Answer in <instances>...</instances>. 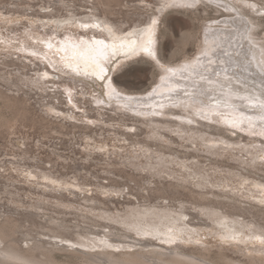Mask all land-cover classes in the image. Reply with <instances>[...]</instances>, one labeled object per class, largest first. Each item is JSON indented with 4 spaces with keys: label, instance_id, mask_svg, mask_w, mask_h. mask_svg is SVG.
<instances>
[{
    "label": "rangeland",
    "instance_id": "374dc122",
    "mask_svg": "<svg viewBox=\"0 0 264 264\" xmlns=\"http://www.w3.org/2000/svg\"><path fill=\"white\" fill-rule=\"evenodd\" d=\"M258 1L256 9L251 8L253 12L247 8L250 14L263 10L264 0ZM94 2L0 0V90L21 96L31 105L35 116L44 115L50 123H55L57 131L60 130L46 133L30 123H19L16 134L0 135V224L6 216L12 215L24 226L17 233L22 239L29 230L27 217L30 214L41 215L36 218L39 226L49 225L46 221L52 216L72 225L68 228L79 225L90 231L100 230V233L112 227L128 232L127 222L133 220L143 224L146 222L144 216L148 215L162 216L164 221L184 215V222L195 226L190 228L188 236L181 235L192 240L187 245L190 248L216 250L223 247L235 258L242 257L239 247L246 252L249 249L264 251V243L260 242L264 239L252 237L253 232L248 227L252 222L264 231V120L260 118L257 124L254 118L239 110L257 111L259 116L264 114L258 111L264 105L261 97L245 94L250 100H243V103H237L241 99L233 97L232 103L225 106L209 103L217 106L216 113H223L219 120L225 125L214 122L211 128L207 122L198 128L175 125L181 120L177 116H184V111L173 110L171 121L158 118L163 122L162 128L153 129L149 120L115 112L112 106L103 109L95 103L96 99L108 101L107 84L124 73H130L127 79L135 87L127 89L129 94L145 98L155 92L163 82L159 65L168 68L169 62L178 64L186 58H196L199 42L205 34L206 19H210V23L214 18L222 21L229 14L218 5L237 2L241 6V2L215 0L209 6H200L199 11L197 8H171L161 17V23L164 21L161 37L154 45L161 61L157 63V58L154 60L142 53L146 57L144 61L142 57L133 59L121 71L114 70V62L104 80L90 73L85 75L81 64L75 67L81 58L73 57V47H85L84 42L94 40H103L106 44L111 42V33L123 37L143 29L151 15V10L145 12L143 4L157 12L161 9V0H124L125 14L112 17V21L102 16L101 9L94 8ZM71 6L73 10H67ZM56 9L60 13L50 15ZM261 18L264 25V14ZM263 25L258 33L264 39V32L260 31ZM185 44L187 47L183 46ZM82 46L79 49H83ZM5 63L13 64L7 67ZM67 63L78 72L66 67ZM53 74L64 78L59 82L56 78L52 83ZM241 116L250 120L252 126L247 121L238 127L225 122ZM60 124L66 129L62 130ZM171 183L176 185V190L169 187ZM163 188H167V198L158 193ZM205 192L215 193L222 199L211 197L208 198L211 202L193 204L194 195ZM85 199H95L99 203L88 204ZM217 202L225 205L217 206ZM236 204L249 211H237L230 216L228 212H232L230 209ZM83 215L89 219L85 221ZM91 219L98 221L97 224L88 221ZM39 231L43 232L39 228L33 235L43 238L38 236ZM77 233L66 235L75 238ZM241 239H245V243ZM21 243L27 246L26 242ZM155 243L165 245L157 240ZM110 250L117 251L114 247ZM56 253L62 262L78 261L72 254Z\"/></svg>",
    "mask_w": 264,
    "mask_h": 264
},
{
    "label": "bare ground",
    "instance_id": "6f19581e",
    "mask_svg": "<svg viewBox=\"0 0 264 264\" xmlns=\"http://www.w3.org/2000/svg\"><path fill=\"white\" fill-rule=\"evenodd\" d=\"M239 1L241 2V0ZM187 2H189V0H176L174 6L164 7L165 0H161V9L157 10V12L153 10L151 6L143 4V6H146L145 12L151 10V12H149V14H151L150 21L143 29H147L151 25L152 20L157 21L152 36V40L154 41L152 48L158 62L161 61V58H159L160 54H157L159 51L154 48V45L161 37V26L164 23V21L161 23V17H164L173 7H185L188 10L189 8L192 10L197 8L199 11L200 6H209V0H202V3L198 4L196 7L183 6ZM212 2H215V0H211L210 3ZM257 2L259 3L258 0ZM257 2L246 0V4L250 5V7L239 6L237 2L219 4L218 6L224 8L229 16L222 21H219V18H214V22L211 23L209 22L210 19H206L207 25L204 29L205 34L203 33L202 42H199V51L197 53L199 63L194 67H190L188 71L177 72L175 75L169 73L167 69H182L186 64L192 63L197 57L194 59L186 58L183 62L178 64L169 62L167 65L168 68H162L159 65L161 75L163 76V82L155 89V92L150 93L145 98L129 94L130 90L128 92L127 89L133 90L135 87L132 86L127 79L130 73L128 75L124 73L123 75H117L116 78H113V80L107 84V86L110 85L111 89L115 90L114 92L111 91L108 86V101L96 99L95 103L101 105L103 109L112 106L115 112L121 111L133 115L134 117H142L145 120H149L153 129H156L162 128L163 123L160 122V120L158 121V118L165 117L170 121L173 119V110L184 111V116H177V118L181 120L177 121L179 124L177 123L175 125L191 126L190 128L194 126L198 128L203 127L205 122H207V126L211 128V123L216 122L221 124V121L219 117L214 115L218 109L217 106L209 105V103L216 102V104L225 106V104L232 103V97L241 99L237 101V103H243V100H250L245 94L259 96L264 101V85H262L260 69L257 66L260 62L264 61V52L260 50L264 48V39L262 36L260 37L258 33L263 25L261 24V20L263 19L261 16L264 14V2L261 3L263 4V10H259V14H250L253 12L252 9H256ZM94 3V8L101 9L102 16H104L107 21H112V17H120L125 14L122 9L124 8V0H95ZM169 3H171V0H169ZM125 8L129 10L127 7ZM247 8H252L250 10L251 12H248ZM67 10H73V6L67 8ZM51 12L50 15L60 13L59 9L52 10ZM135 12H138L137 9ZM129 13H126V15L130 16ZM75 15L76 14L72 16L74 17ZM250 25L252 28L250 33L252 38L251 42L248 38ZM113 34L114 33L110 34L111 42L108 41L106 43L107 45L114 42ZM115 36L120 37V34H115ZM147 39L148 37L144 36V40L147 41ZM116 43H119V41H116ZM137 43L139 44L140 41L138 40ZM186 45L187 44L183 46ZM81 46H78V49ZM87 46L84 47L83 45V49L79 50L77 48L76 50L74 46L72 50L73 57L80 56L79 53ZM203 50H209L211 63L208 58L202 55ZM106 51L108 60L102 61V63L105 67L109 68L107 73L110 72L111 65L114 62H116L114 70L121 71L131 60L142 57L144 61L146 58L142 56L144 52L126 54L124 50L113 52L110 48ZM144 54L152 58L146 53ZM80 58L78 59L80 60ZM79 60H77V62ZM74 63H76L75 60ZM5 64L7 67H10L13 63ZM78 64H81L82 69L85 71L86 65L82 58L79 63L74 64L76 68H78ZM91 72L92 69L89 67L88 73L91 74ZM47 76H51V74H47ZM53 76H55V74H53ZM91 76L96 77L93 75ZM176 76L178 77L176 78ZM56 78H58L57 82H59L64 76H55V78H51L50 82L55 83L52 80H56ZM256 84H259V86H256ZM120 86L126 88V90L121 89L122 87ZM20 97L13 96L0 90V100L3 103L2 106L0 105V135L3 133L16 134L19 123L21 125L30 123L33 127H40V129L45 130L46 133L57 131V126L54 127L55 123L52 124V121L50 123V120L44 117V115L35 116L30 107L31 105L29 106L27 100ZM200 110H203V112L207 114V118L198 114ZM239 110L244 112L245 116L254 118L257 124L261 116L264 115L261 113L262 115L259 116L257 114L259 112L257 111H249L241 108H239ZM258 111L262 110L259 109ZM47 112L48 114L51 113L50 110ZM170 113L171 118H169ZM169 120H166V122ZM197 124L201 126H197ZM222 125L225 126L224 124H221V126ZM257 127L262 128L260 125H257ZM62 128L66 129L65 125H61V129ZM57 132H60V130ZM133 178H135V176ZM175 186L172 185L169 187L176 190L177 187ZM171 190L169 191L171 192ZM158 193L166 197L168 193L167 188L159 189ZM211 197L217 200L222 199L215 193H199L198 196L194 195L195 202L193 204L202 203L203 201L211 202V200L208 199ZM60 198L64 197L60 196ZM224 199L227 200V198ZM84 201L88 204L99 203L95 199H85ZM227 202H231V200H227ZM217 204H221L222 206L225 205L222 202H217L216 205ZM239 204H243V202H239ZM230 210H233V213L228 212L230 216H234V213L237 211L245 213L249 211V209L243 208L241 205L237 204L232 206ZM213 215L212 213L211 216ZM40 216L30 214L27 217L30 226L27 234H25L22 239L18 238L17 233L24 227L23 224L12 215H8L4 218L0 224V264H264V255H262L264 251L260 250L249 249V252H246L242 247H239L242 257L235 258L228 254L227 250L223 247H218L216 250L211 247L190 248L187 245L190 244L192 240L182 238L181 235L188 236L190 228H195V226H190V221V224L185 223L183 219L184 215H180L178 219H174L173 221H164V217L158 215H148L147 217L144 216L146 222L143 224L133 220L127 222L129 226L128 232H119V230H116V227H112L105 233H100V230L90 231L88 228H83V226L79 225H74L77 226V228H68L67 226L72 225L65 222V220H57V218H53L52 216H48L46 221L49 222V225L39 226L36 218ZM166 217L169 218L168 214H166ZM82 218L86 221L88 217L83 215ZM88 221L93 222L92 219ZM97 222H93V224H97ZM248 227L251 232H253L252 237L264 239V231L259 230L256 223L251 222L248 224ZM39 228L42 229L43 232L39 231L38 236L47 239L38 238L33 235V232ZM75 229H78V231H75ZM71 232H78L75 238L66 235V233L71 235ZM226 235L229 236L234 234L226 233ZM226 235L223 236L225 237ZM56 239H61L62 241L57 242ZM170 239L174 242L169 243L168 241ZM155 240L165 245L155 243ZM241 241L245 243V239H241ZM21 242H26L27 246L22 245ZM112 247H114V249L116 248L117 251L110 250ZM56 252L72 254L78 261L76 263L62 262L56 257ZM254 253H258V255Z\"/></svg>",
    "mask_w": 264,
    "mask_h": 264
},
{
    "label": "snow or ice",
    "instance_id": "6c2138e0",
    "mask_svg": "<svg viewBox=\"0 0 264 264\" xmlns=\"http://www.w3.org/2000/svg\"><path fill=\"white\" fill-rule=\"evenodd\" d=\"M211 0H209V3ZM176 3V0H171V3H169V0H165L164 7L174 6ZM202 3V0H189V2L185 3L183 6L187 7H196L198 4ZM241 6H247L250 7V5L246 4V0H241ZM157 21L152 20L151 25L147 29H141V30H134L133 32L127 33L123 37H118L113 34V43L110 45L105 44L103 40H94L91 43L84 42L88 44V46L79 53L81 58L84 60V63L86 65L84 74L87 75L88 68L90 67L92 69L91 75L98 77L101 80L105 79V73L109 71V68L105 67V65L102 63V61L108 60L107 55V49H111L113 52H116L118 50H124L126 54H138L140 52L146 53L148 56L152 57L155 60V52L153 51L152 45L154 41L152 40V36L154 34V27L156 25ZM99 27V25H96ZM83 27H88V25H83ZM252 31L251 25L249 26V39L251 42V36L250 33ZM260 31L264 32V29H261ZM144 36H147V41L144 40ZM135 37V38H134ZM140 41L138 44L137 41ZM116 41H119V43H116ZM51 47V45H49ZM262 52H264V48L260 49ZM33 55H36V53H32ZM214 54V53H213ZM202 55L209 59V62L211 63V56L209 50H203ZM158 63V61H157ZM199 63V57H197L192 63L186 64L182 69H167L169 73L172 75H175L177 72H186L190 67H194L196 64ZM68 68H71L73 71H77L78 69L72 68L71 63H67L65 65ZM260 69V76H261V82L262 85H264V61L260 62L257 65ZM161 67H163L161 65ZM111 89V86L108 85ZM111 91H115L114 89H111ZM262 113H264V105L261 106ZM199 115H201L204 118H207V114L203 112V110H200L198 112ZM217 117L223 116V113H214ZM262 120H264V115H262ZM248 122L251 124L250 120H247V118L241 116V117H233L231 119L226 120L225 122L231 124L233 127H238L240 124H243L245 122ZM257 239H260L257 237ZM169 243L174 242L172 239L168 241ZM261 243H264V240L260 241Z\"/></svg>",
    "mask_w": 264,
    "mask_h": 264
}]
</instances>
